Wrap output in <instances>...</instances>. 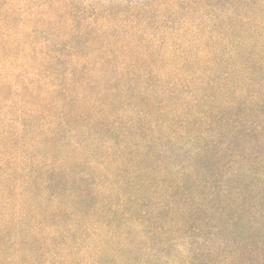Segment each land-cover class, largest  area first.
<instances>
[{
	"label": "trees",
	"instance_id": "trees-1",
	"mask_svg": "<svg viewBox=\"0 0 264 264\" xmlns=\"http://www.w3.org/2000/svg\"><path fill=\"white\" fill-rule=\"evenodd\" d=\"M103 3L0 0V54L5 31L19 33L33 6L47 4L68 36L53 48L50 70L63 77L74 57L97 50L102 36L134 45L141 70L127 79L113 70L101 106L90 109L77 93L91 97L100 89L91 85L89 65H72V83L62 81L58 94L66 119L44 150L26 146L33 120L17 117L25 130L18 134L13 126L6 140L0 118V264H264V173H238L252 168L240 167L239 159H259L264 147V0L110 1L97 11ZM173 4L179 14L160 7ZM201 8L210 28L205 45L213 47L220 35L236 53L235 87L218 77L197 83L168 74L169 40L188 10ZM196 67L185 55L181 71ZM12 96L0 80V114ZM72 132L91 141V156L65 157ZM101 158L116 167L98 166ZM211 161L226 164L228 173H205Z\"/></svg>",
	"mask_w": 264,
	"mask_h": 264
},
{
	"label": "clouds",
	"instance_id": "clouds-1",
	"mask_svg": "<svg viewBox=\"0 0 264 264\" xmlns=\"http://www.w3.org/2000/svg\"><path fill=\"white\" fill-rule=\"evenodd\" d=\"M18 7L27 6L19 5ZM53 7L60 9L63 13L66 6L55 4ZM95 7L97 11H100L107 8L108 4H98ZM131 7L135 10L139 5L133 4ZM160 7H171L179 14V9L175 4ZM25 19L29 23L26 26L22 25L19 33H14L10 37L6 30L3 38V53L0 54L2 57L0 58V80L5 86L12 87L13 96L4 101L0 118L3 120L6 140L13 126L18 134L25 130L17 117L33 120V128L28 136L26 146L30 152H35L48 147L45 142L57 134L60 125L66 119L63 101L59 99L58 94L64 90L62 81L72 83V65L77 68L84 64L89 65L88 74L91 77V85L100 89L98 94L91 97L84 89L78 91L77 95L81 103L90 109L93 106H101V100L105 95L104 84L113 78V70L116 77L121 79L134 77L141 70L137 67L139 58L134 51V45L111 44L109 43L110 37L105 39L102 36V43L97 45V50L86 58L74 57L69 65V70L61 77L58 71L49 69L50 65L56 64L54 57L58 55L53 52V48L61 40L68 39V36L63 32L64 25L59 22L58 15L52 11L49 5L42 4L33 6V12L26 14ZM207 19L203 8L199 12L189 9L186 16L180 19L182 26L179 31L172 34L165 52V57L170 62L168 74L174 79L188 78L196 80L197 83L218 77L221 85L235 87L238 82L240 66L233 65L231 61L235 59L236 53L229 38L220 35L214 37L213 47L209 48L205 45L210 31V28L205 26ZM67 23L71 25V20ZM134 23L135 21H132V24ZM101 24H105V21H101ZM123 27L130 31L133 30L131 25H123ZM102 31H108V28L105 27ZM135 31L139 32L140 30L135 29ZM147 35L149 39H152L151 33ZM127 39H131V37H127ZM173 40L175 46L172 43ZM225 48L228 51L223 53L222 49ZM189 54L197 63L194 73L181 71L184 57ZM108 61H114V64L110 65ZM220 65H223V70ZM242 94L243 91L237 92L238 96ZM64 143L67 145L64 149L65 157L69 161L91 156V141L81 140L76 132L70 133ZM115 151L113 149V152ZM108 164H111L113 168L116 167V162L111 158H101L97 161L98 166L106 167ZM10 211V206L6 201V221ZM178 250L186 254L182 246H178ZM168 264H180V262L178 259H171L168 260Z\"/></svg>",
	"mask_w": 264,
	"mask_h": 264
},
{
	"label": "rangeland",
	"instance_id": "rangeland-1",
	"mask_svg": "<svg viewBox=\"0 0 264 264\" xmlns=\"http://www.w3.org/2000/svg\"><path fill=\"white\" fill-rule=\"evenodd\" d=\"M83 1V0H80ZM85 1H94L97 2L99 0H85ZM106 3H110L111 2H131L133 0H103ZM180 160H183V158H181ZM238 162H241V164L239 165L240 167H245L246 165H252V168H248L246 169L244 172H241L240 170L238 171V173H250V176H255L256 173H264V171L262 172L263 168H264V147H262V154L259 156V159H257L256 157H254V155L252 154H247L246 156L243 155L242 156V161L239 159ZM243 163V165H242ZM186 164H184V162L182 163L181 168H185ZM263 167V168H262ZM206 172L205 173H228L229 169L228 166L224 163H217L215 161H211L208 164H205V168ZM203 172V171H202Z\"/></svg>",
	"mask_w": 264,
	"mask_h": 264
}]
</instances>
